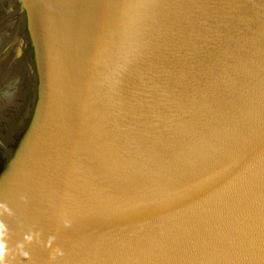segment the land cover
I'll use <instances>...</instances> for the list:
<instances>
[{"label":"water","instance_id":"95a60500","mask_svg":"<svg viewBox=\"0 0 264 264\" xmlns=\"http://www.w3.org/2000/svg\"><path fill=\"white\" fill-rule=\"evenodd\" d=\"M0 205L5 264H264V0H0Z\"/></svg>","mask_w":264,"mask_h":264},{"label":"clouds","instance_id":"9594fccd","mask_svg":"<svg viewBox=\"0 0 264 264\" xmlns=\"http://www.w3.org/2000/svg\"><path fill=\"white\" fill-rule=\"evenodd\" d=\"M0 208H4V206L0 205ZM4 210L7 211L6 208ZM6 232L7 229L5 225L3 223H0V264H5L6 257L9 256V248L6 243ZM31 239V235L25 237L26 241L30 242ZM17 247L22 249L23 245H17ZM21 255L27 257V253L21 252Z\"/></svg>","mask_w":264,"mask_h":264}]
</instances>
